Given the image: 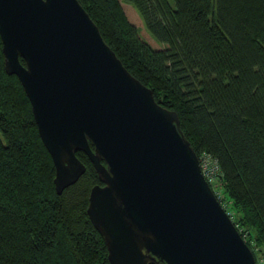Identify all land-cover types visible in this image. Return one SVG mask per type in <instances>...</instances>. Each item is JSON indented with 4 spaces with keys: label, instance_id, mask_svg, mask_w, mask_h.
<instances>
[{
    "label": "trees",
    "instance_id": "trees-1",
    "mask_svg": "<svg viewBox=\"0 0 264 264\" xmlns=\"http://www.w3.org/2000/svg\"><path fill=\"white\" fill-rule=\"evenodd\" d=\"M79 2L123 65L177 112L197 156L216 158V197L254 264H264L256 250L264 247V0ZM76 155L85 171L57 194L53 161L20 81L4 69L0 38V264H110L86 211L100 181L88 156Z\"/></svg>",
    "mask_w": 264,
    "mask_h": 264
},
{
    "label": "water",
    "instance_id": "water-1",
    "mask_svg": "<svg viewBox=\"0 0 264 264\" xmlns=\"http://www.w3.org/2000/svg\"><path fill=\"white\" fill-rule=\"evenodd\" d=\"M0 38L56 193L85 171L77 150L95 168L86 211L110 264H254L177 112L123 65L79 0H0Z\"/></svg>",
    "mask_w": 264,
    "mask_h": 264
},
{
    "label": "built area",
    "instance_id": "built-area-1",
    "mask_svg": "<svg viewBox=\"0 0 264 264\" xmlns=\"http://www.w3.org/2000/svg\"><path fill=\"white\" fill-rule=\"evenodd\" d=\"M199 166L201 172L207 182L209 183L211 189L217 197H221L220 187H218L217 182L219 181V164L213 156L207 152H202L198 156ZM219 200V199H218ZM223 206V205H222Z\"/></svg>",
    "mask_w": 264,
    "mask_h": 264
},
{
    "label": "rangeland",
    "instance_id": "rangeland-1",
    "mask_svg": "<svg viewBox=\"0 0 264 264\" xmlns=\"http://www.w3.org/2000/svg\"><path fill=\"white\" fill-rule=\"evenodd\" d=\"M129 10V9H128ZM130 11V10H129ZM131 16H132V18H134V16H133V14L131 13ZM136 17V16H135ZM148 33V32H147ZM148 35V37L153 41V42H155L156 43V45H159V46H163L165 43H163V42H160V41H158V40H156L150 33H148L147 34ZM220 191H221V188L219 189ZM228 207V206H227ZM258 252H257V254H258V256H259V258H264V247H261V249H259L258 250V248L256 249Z\"/></svg>",
    "mask_w": 264,
    "mask_h": 264
}]
</instances>
